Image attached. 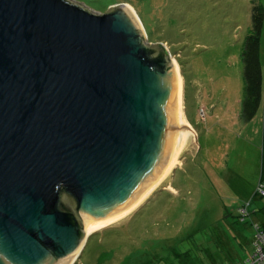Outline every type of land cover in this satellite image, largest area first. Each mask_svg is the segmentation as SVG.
<instances>
[{"label": "water", "instance_id": "1", "mask_svg": "<svg viewBox=\"0 0 264 264\" xmlns=\"http://www.w3.org/2000/svg\"><path fill=\"white\" fill-rule=\"evenodd\" d=\"M140 31L123 7L0 0V264H70L191 137L176 67Z\"/></svg>", "mask_w": 264, "mask_h": 264}, {"label": "rangeland", "instance_id": "2", "mask_svg": "<svg viewBox=\"0 0 264 264\" xmlns=\"http://www.w3.org/2000/svg\"><path fill=\"white\" fill-rule=\"evenodd\" d=\"M65 1L97 14L112 6L134 12L143 42L162 45L178 67L185 122L194 133L178 165L153 193L129 215L85 236L72 263L151 264L160 259L159 264H182L172 250H189L191 259L200 244L206 252L184 264L244 260L252 252L251 233L236 222L238 207L251 202L252 220L258 223L260 213L264 217V198L254 196L264 159V21L262 108L248 122L240 117L241 55L251 33V9L259 4L264 10V0ZM236 235L240 238L233 242ZM214 250L215 263L209 259Z\"/></svg>", "mask_w": 264, "mask_h": 264}, {"label": "trees", "instance_id": "3", "mask_svg": "<svg viewBox=\"0 0 264 264\" xmlns=\"http://www.w3.org/2000/svg\"><path fill=\"white\" fill-rule=\"evenodd\" d=\"M250 17H251V28H250L251 33L245 39L244 49L241 55V62L243 66V83H244L243 84V99L241 103V118L246 122L254 118L262 102L263 80H262V73H261V63H260V58H259L260 39H261V33H262V25L264 21V10L262 6H260L259 4H254L251 9ZM263 130H264V125H263ZM263 179H264V159L262 161L261 175H260V180H259L258 185L261 182L264 183V181H262ZM254 196H258L259 198H264L258 195L257 191H255ZM249 205H250V202H248L247 204H242L238 208L237 214H236V218H237L236 222L242 225H249V230L251 229L250 231L252 232V236H251L252 252L249 253V256L246 259L240 262H236L234 260L233 262L234 264H248L247 261L255 253L254 237H255L256 232H255L254 226L255 225L258 226L259 229L263 231L264 233V226H260L256 222H252L253 215H250L248 211ZM240 209H244L245 211L244 215L240 214ZM231 230H234V228H231ZM192 238L193 237L188 238L187 241ZM198 247H195L196 248L195 256H194L195 258L190 259L191 256L189 255V250L188 251L186 250L184 253L177 252L178 254L175 253L174 250H172L174 253V255L172 256L174 258L177 256L181 257L182 259H178L177 261L184 260L182 264L187 263L188 261L189 263H192V260L200 259V255L202 254V251L206 252V247L205 249L203 248L204 245L202 246L200 244ZM227 251L229 250L227 249ZM217 253H218L217 250H214L213 252L211 251L209 255L210 262L215 263L214 257L217 256ZM159 261L160 259H157V261H154L151 264H159ZM201 264H202V261H201Z\"/></svg>", "mask_w": 264, "mask_h": 264}, {"label": "bare ground", "instance_id": "4", "mask_svg": "<svg viewBox=\"0 0 264 264\" xmlns=\"http://www.w3.org/2000/svg\"><path fill=\"white\" fill-rule=\"evenodd\" d=\"M123 8H125L127 11H129V12H131V13H133L134 14V12H132L128 7H126V6H124ZM134 11V10H133ZM135 15V14H134ZM135 18H136V21H137V24H138V27H140V24H139V20H138V18H137V16L135 15ZM141 28V27H140ZM139 28V29H140ZM141 31H142V29H141ZM173 63H174V61H173ZM174 65H175V63H174ZM175 67H176V70H177V74H178V83H179V96H178V118H179V124H180V128H181V130L184 132V133H186V134H190V138L187 140V142L185 143V145L182 147V149L180 150V152L178 153V155H177V157H176V159H175V161L172 163V165H171V167H170V170H169V172L164 176V178L160 181V183L170 174V172H171V170L175 167V166H177L178 165V163H179V156H180V154L183 152V150L185 149V147L188 145L187 143L189 142V140L194 136V133L187 127V125H186V122H185V117H184V112H183V106H182V104H183V96H182V78H181V76H180V74H179V71H178V67L175 65ZM159 183V184H160ZM159 184L150 192V193H148L147 194V196L134 208V209H132L129 213H127L125 216H127V215H129L130 213H132L133 211H135V209H137L152 193H153V191L159 186ZM125 216H123L122 218H124ZM121 219V218H120ZM120 219H118V220H120ZM118 220H116V221H114V222H111V223H108V224H106V225H103V226H100V227H98V228H96V229H94L93 231H91L90 233H88L87 235H90L91 233H93V232H95V231H98V230H100V229H102V228H105V227H107L108 225H111V224H113V223H115V222H117ZM86 235V236H87ZM82 245H83V243H82ZM82 245H81V247H82ZM81 247L78 249V251H77V253L75 254V256H74V258L72 259V261H71V263L77 258V255H78V253H79V251H80V249H81ZM70 263V264H71Z\"/></svg>", "mask_w": 264, "mask_h": 264}, {"label": "built area", "instance_id": "5", "mask_svg": "<svg viewBox=\"0 0 264 264\" xmlns=\"http://www.w3.org/2000/svg\"><path fill=\"white\" fill-rule=\"evenodd\" d=\"M258 195L264 197V183H260L256 189ZM240 214L244 215V209H240ZM255 237H254V246L255 253L247 261L248 264H264V233L259 229L258 226H254Z\"/></svg>", "mask_w": 264, "mask_h": 264}, {"label": "crops", "instance_id": "6", "mask_svg": "<svg viewBox=\"0 0 264 264\" xmlns=\"http://www.w3.org/2000/svg\"><path fill=\"white\" fill-rule=\"evenodd\" d=\"M260 107L262 108V105H260L259 108H260ZM259 108H258V109H259ZM260 110H261V109H260ZM260 110H258V111L260 112ZM259 112H258V113H259ZM240 117H241V115H240ZM260 171H261V170H260ZM259 180H260V179H259ZM262 181H264V179H263ZM258 183H259V181H258ZM261 183H263V182H261ZM254 194H255V192H254ZM250 203H251V202H250ZM246 204H247V203H246ZM241 205H242V204H241ZM241 205H240V206H241ZM240 206H239V207H240ZM239 207H238V208H239ZM261 211H262V210H261ZM261 211H260V212H261ZM251 212L253 213V216H255V212H254V210H251ZM249 213H250V212H249ZM250 214H251V213H250ZM259 216L261 217V220H259L258 224H259L260 226H264V217H263V215H262L261 213L259 214ZM252 219H253V217H252ZM252 222H255V221L252 220ZM256 223H257V222H256ZM244 226H246V228H248V231L251 233V236H252V232L250 231L251 229L249 230V225H244ZM240 228H241V227H240ZM230 229H231V228H228L229 233H230ZM231 238H232L233 242H236V241L240 238V235H236V236L231 237ZM248 256H249V253H248L246 256H243V257H245L244 259H246Z\"/></svg>", "mask_w": 264, "mask_h": 264}]
</instances>
